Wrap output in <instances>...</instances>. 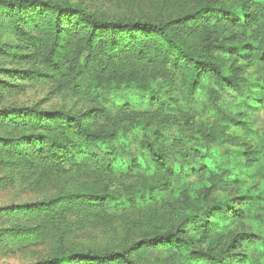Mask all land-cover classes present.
I'll return each instance as SVG.
<instances>
[{
  "label": "trees",
  "instance_id": "obj_1",
  "mask_svg": "<svg viewBox=\"0 0 264 264\" xmlns=\"http://www.w3.org/2000/svg\"><path fill=\"white\" fill-rule=\"evenodd\" d=\"M233 1L207 0L175 18L147 21L103 20L80 6L51 0H0V8L9 9L18 24L17 18L32 19L35 13L45 17L51 34L43 65L67 77L71 93L97 103L79 114L35 107L0 109V180L21 174L43 182L73 174L90 178L93 187L60 193L52 200L54 210L52 201L4 209H50L51 220L70 217L82 225L106 216L126 223L132 210H142L138 212L145 220L141 205L147 203V217L153 215L157 223L156 232L121 249L60 253L26 264H140L133 256L139 248H163L192 264H264V183L238 196L217 195L229 190L242 173L241 165L250 167L264 159V131L254 129L246 116L264 112V43L259 40L253 46L240 40L245 30L252 41L258 40L261 31L254 25L264 23V4L236 0L232 8L228 3ZM65 34L79 41L68 61ZM201 35L207 41L196 48L193 38ZM128 62L134 68L125 76L103 74L104 67ZM254 65L260 68L259 76L241 81V68ZM168 79L178 83L180 99L163 92L160 82ZM197 93L202 97L200 110L210 112L211 125L197 123V134L188 135L190 149L159 144L166 125H190L185 116L178 123L176 113L189 110ZM226 95L234 96L239 108L224 104ZM141 99L144 104L138 106ZM189 112L194 116L193 109ZM88 113L101 128H91ZM228 128L242 133L233 136ZM138 132L137 148L131 151ZM190 175L203 185L201 195L192 187L182 190ZM214 194L218 198H212Z\"/></svg>",
  "mask_w": 264,
  "mask_h": 264
},
{
  "label": "rangeland",
  "instance_id": "obj_2",
  "mask_svg": "<svg viewBox=\"0 0 264 264\" xmlns=\"http://www.w3.org/2000/svg\"><path fill=\"white\" fill-rule=\"evenodd\" d=\"M57 3H70L84 8L88 13L103 20H147L162 21L175 18L188 13L204 4L207 0H51ZM236 1V0H235ZM229 2L228 6L234 8L236 2ZM257 5L264 4V0H252ZM264 16V15H263ZM264 18V17H263ZM19 24L15 22L12 12L7 8H0V109L14 107H35L40 110L54 111L65 110L74 114L89 111L97 105L95 101L83 94L71 93L66 84V78L62 74L51 71V67L43 65L44 52L48 47L51 30L46 25L45 17L35 13L32 19L17 18ZM261 34L258 40L250 39V31L242 32L238 27L236 32H240V40L245 39L251 45L256 41L264 43V23L254 25ZM207 30H204L206 32ZM231 31H227L229 34ZM232 34H230L231 36ZM31 37L39 39L34 41ZM235 36V35H232ZM207 41L204 35L193 38V46L200 48ZM64 46L69 50L65 59H71V52L78 49L79 41L74 35H64ZM245 43V42H244ZM64 50V48H63ZM229 63L236 68L232 60ZM132 62L126 66L103 69L105 76L116 74V77L125 76L130 69L134 68ZM259 66L254 65L241 68L240 79L246 82L248 78L253 79L259 76ZM44 71L45 75L36 73H24V71ZM211 82V81H210ZM162 83L163 92H168L170 98H181V91L176 82L170 79ZM205 86L210 85L205 81ZM132 102L135 101L133 95L130 96ZM202 97L199 93L194 95L191 108L186 111L176 113L183 120L188 117L190 125L183 126L171 122L162 129V144L167 149L187 148L190 149L193 142L188 139V135L197 134L198 122L203 121L207 126L211 125L212 119L209 111L203 114L199 108ZM232 103V104H231ZM144 104V99L138 100V106ZM224 104L235 106L234 96L226 95ZM233 108H239L235 106ZM194 110V116L190 110ZM198 114V115H197ZM204 115L206 118L204 119ZM193 116V117H192ZM257 131H264V112L262 110L251 111L246 115ZM87 121L91 128H101L93 123L90 114H87ZM171 121H174L171 119ZM220 125V124H218ZM228 134L240 136V129H225ZM140 133H134L130 150L137 148ZM241 174L236 181L231 182L229 190L220 191L218 197L238 196L239 193L248 191L255 185L264 183V159H258L253 166L240 167ZM2 176V175H0ZM197 176L185 177L183 189H192L196 195H201V187ZM237 182V183H236ZM222 185V184H221ZM93 189L90 178L86 176L76 177L67 174L46 181L29 179L28 176L12 174L0 180V264H26L35 262L42 258L60 253H70L73 251H94L104 253L121 249L132 241L143 236L156 232L157 223L153 215L147 217L148 210L141 206H132L133 209L142 208L146 214L143 216L142 210H132L129 212V219L126 223H121L120 219H112L106 216L100 221H92L85 224L73 222L70 217L67 219L57 218L51 220L48 210L24 208L20 211L8 208L10 205L33 203L40 201H52L60 193L83 191ZM177 193V192H176ZM215 194L212 198H218ZM52 209L56 208V202L52 201ZM127 207V206H126ZM131 208V207H129ZM54 210V209H53ZM126 210V209H123ZM52 211V210H51ZM218 228V226H216ZM225 230L224 223L219 225ZM134 258L140 264H192L186 263L181 255L163 248L156 251L154 248H139L133 251Z\"/></svg>",
  "mask_w": 264,
  "mask_h": 264
}]
</instances>
